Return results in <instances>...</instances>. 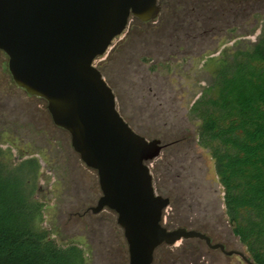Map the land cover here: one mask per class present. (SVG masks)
Returning a JSON list of instances; mask_svg holds the SVG:
<instances>
[{
	"label": "rangeland",
	"instance_id": "1",
	"mask_svg": "<svg viewBox=\"0 0 264 264\" xmlns=\"http://www.w3.org/2000/svg\"><path fill=\"white\" fill-rule=\"evenodd\" d=\"M185 2L191 3L190 0H166V18L172 19L171 22L182 20L186 15L182 5ZM261 11L259 14L248 13L241 28L224 30L220 37L190 43L186 48L187 56L177 53L172 40L164 36V30L153 27L154 23L140 25L138 30L148 34L147 37L140 33L128 45L132 52H128L127 43L122 44L125 47L122 53L126 50V55L121 58L117 51L111 61L105 62L106 73L114 83L116 106L121 105L139 130L146 132L148 140L155 138L153 136L159 131V126L147 118H158L161 122L171 118L182 127V136L196 134L199 123L187 114L190 103L199 97L224 59L230 58L238 47L250 45L264 35V7ZM224 22L219 23L220 29ZM255 26L252 34L239 37ZM124 36L125 32L112 42L104 56L94 61V65L105 61ZM177 39V42L184 43ZM170 44L174 47L168 48ZM140 48L146 58L140 59L135 52ZM154 62L158 63L157 75L150 70ZM146 83L157 85L162 93L163 107L152 117H147L140 99V84ZM0 105V164L15 168L27 162L25 173L32 186V199L41 205L40 228L48 231L50 239L58 246H78L83 251L85 264H129L127 243L122 229L116 226V215L106 209L89 217L79 216L84 209L95 206L101 195L97 173L87 168L73 151L69 134L56 129L47 115L46 102L27 95L14 84L8 71V58L4 54L0 56ZM187 139L180 149L161 152L149 164L150 171L161 160L160 168L174 170L179 190L182 182L186 189L189 188L190 201L197 206L196 199L199 200L196 217L218 230L219 235L213 236L214 241L221 239L226 250L241 252L251 260L246 248L228 235L223 188L215 173L214 161L207 150L192 145L190 138ZM205 206L208 210L204 209ZM170 210L168 207L164 211L163 224L168 222ZM215 214L218 216L212 219ZM194 240H183L175 246L160 249L156 263L165 264V259L181 247L194 256L204 253L203 264H246L237 255L226 256L219 250L207 251L204 245ZM184 252L179 254L180 258Z\"/></svg>",
	"mask_w": 264,
	"mask_h": 264
},
{
	"label": "trees",
	"instance_id": "2",
	"mask_svg": "<svg viewBox=\"0 0 264 264\" xmlns=\"http://www.w3.org/2000/svg\"><path fill=\"white\" fill-rule=\"evenodd\" d=\"M190 1L182 3L186 15L182 20L175 19L176 22H171L173 20L167 19L164 14L166 0H158L160 12L154 22L143 23L135 18L130 19L121 42L112 48L105 61L95 65L115 97L114 83L106 73L105 62L111 61L117 51L121 58L124 57L126 50L122 53V49L125 43L128 52H132L128 45L142 33L138 30L140 25L154 23L153 27L164 30V36L172 40L176 52L187 56L186 48L190 43L220 37L224 30L241 28L248 13L259 14L264 7V0ZM220 22L225 23L221 29L218 27ZM255 28L239 37L252 34ZM141 35L147 37L148 34ZM177 38L184 43L177 42ZM174 45L170 44L168 48ZM135 52H138L140 59L146 58L141 48ZM143 64L145 66L146 62ZM157 67L158 63L155 62L150 67L155 75ZM139 88L146 115L152 117L163 107L161 89L147 83L140 84ZM190 104L187 114L199 123L196 134L182 136V127L171 118L162 122L158 118H147L159 126V131L153 137L161 141L162 153L168 149H180L187 138H190L192 145L196 144L209 152L223 188L228 235L246 248L253 264H264V35L250 45L238 47L230 58L224 59L216 75ZM117 109L136 133L148 138L146 132L140 131L134 124L133 118L127 116L121 105ZM47 115L50 119L48 110ZM161 161L155 163L151 172L156 193L170 200V217L165 224L162 221L164 227L168 230H195L208 236L213 244L220 243L225 247L221 239L214 241L213 236L219 235L216 227L196 217L199 200L196 199L197 206L190 201L189 188L186 189L182 182V189L179 190L174 170L168 167L164 171L160 168ZM26 164L15 168L0 164V264H85L83 251L78 246H58L50 239L49 232L40 228L41 205L32 199V186L25 173ZM32 171L35 172V169ZM207 207L204 209L208 210ZM89 208L84 209L79 216L89 217L92 214ZM109 212L115 216L114 212ZM217 216L215 214L212 219ZM194 241L210 251L203 241ZM165 247L162 245L155 250L152 264H158V251ZM182 252L181 247L177 248L171 257L165 259V264L204 263V253L194 256L192 252L185 251L183 259L179 257Z\"/></svg>",
	"mask_w": 264,
	"mask_h": 264
},
{
	"label": "water",
	"instance_id": "3",
	"mask_svg": "<svg viewBox=\"0 0 264 264\" xmlns=\"http://www.w3.org/2000/svg\"><path fill=\"white\" fill-rule=\"evenodd\" d=\"M159 12L158 0H0V55L8 58L14 84L46 102L53 124L69 134L74 152L97 173L101 195L89 211L115 213L129 264H152L160 246L190 239L253 264L205 234L164 227L170 200L156 193L149 167L163 145L126 123L94 65L131 18L153 22Z\"/></svg>",
	"mask_w": 264,
	"mask_h": 264
},
{
	"label": "flooded vegetation",
	"instance_id": "4",
	"mask_svg": "<svg viewBox=\"0 0 264 264\" xmlns=\"http://www.w3.org/2000/svg\"><path fill=\"white\" fill-rule=\"evenodd\" d=\"M154 22V21H153ZM148 23V22H147ZM1 56V55H0ZM116 98V97H115Z\"/></svg>",
	"mask_w": 264,
	"mask_h": 264
}]
</instances>
